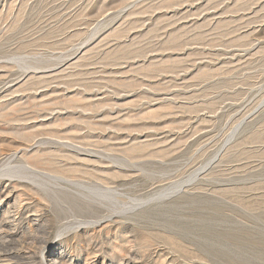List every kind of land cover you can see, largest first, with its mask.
Returning <instances> with one entry per match:
<instances>
[{
  "label": "rangeland",
  "instance_id": "374dc122",
  "mask_svg": "<svg viewBox=\"0 0 264 264\" xmlns=\"http://www.w3.org/2000/svg\"><path fill=\"white\" fill-rule=\"evenodd\" d=\"M0 253L264 264V0H0Z\"/></svg>",
  "mask_w": 264,
  "mask_h": 264
},
{
  "label": "bare ground",
  "instance_id": "6f19581e",
  "mask_svg": "<svg viewBox=\"0 0 264 264\" xmlns=\"http://www.w3.org/2000/svg\"><path fill=\"white\" fill-rule=\"evenodd\" d=\"M26 169H27V168H26ZM27 171H28V169H27ZM29 172H30V171H29ZM31 172H32V171H31ZM43 176H44V175H43ZM46 176H47V175H46ZM23 253H24V252H23ZM0 254H1V253H0ZM14 254H15V253H14ZM11 255H12V254H11ZM25 256H26V255H25ZM2 257H3V256H2ZM17 257H18V255H17ZM17 257H16V258H17ZM29 257H31V256H29ZM32 257H33V256H32ZM37 257H38V256H37ZM6 258H7V257H6ZM6 258H5V259H6ZM10 258H11V257H9L8 259H10ZM20 258H22V257H20ZM20 258H19V259H20ZM24 258H26V257H24ZM8 259H7V260H8ZM12 259H13V258H12ZM19 259H18V260H19ZM16 260H17V259H16ZM18 260H17V261H18ZM25 260H27V258H26ZM3 261H4V260H3ZM8 261H9V260H8ZM13 261H14V259H13L11 262L13 263ZM20 261H21V260H20ZM23 261H24V260H23ZM5 262H6V261H5ZM18 262H19V261H18ZM38 262H39V261H38Z\"/></svg>",
  "mask_w": 264,
  "mask_h": 264
}]
</instances>
